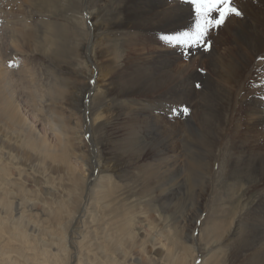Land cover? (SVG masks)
<instances>
[{"label":"rangeland","instance_id":"rangeland-1","mask_svg":"<svg viewBox=\"0 0 264 264\" xmlns=\"http://www.w3.org/2000/svg\"><path fill=\"white\" fill-rule=\"evenodd\" d=\"M187 2L191 5L190 0H181L177 4L185 5ZM235 2L238 1L235 0ZM28 3H22V0H8L7 2V11L16 15V18H24L21 21L24 25L21 26L22 30L31 35L29 36L31 39L30 45H28L29 50L25 53L17 52L15 57L10 56L7 59V64L14 70H17L21 64L24 66L25 69L22 67L21 74L17 76L16 73L14 77L15 87L18 88L16 89L17 98L20 99L22 110L27 114L28 119L35 122L37 132L45 134L52 146L47 150L36 149L37 151L25 148L24 136L19 132V124H11L7 119H4L3 122L0 119V157L3 156L0 158V165L10 170V178H8L15 184V186L9 185L11 190H17L20 183L28 190L25 196L35 203L33 206H30V202L23 203L19 197L22 195L15 191L18 196L14 195L13 198L21 204L19 210H14L16 211L15 215L18 216L20 213L26 217L38 215L40 222L38 221L36 224L34 236L38 237L37 239L41 237L40 240L43 237L50 240L58 237L61 226L59 227L60 223L50 217L46 209L49 207L59 208L57 206L59 204L54 203L55 197L71 205H73V199L77 200L71 213L66 208H62L61 211V222L67 225L71 221L67 228V242L70 249L75 251L74 241L79 239L80 233L91 231L93 228H96V231L99 230L97 223L95 224L93 221V213H95L93 210L100 211H97L101 216L100 221H103L106 225L105 228L108 229L111 220L117 217L114 208L124 205L122 207H126L125 211L133 210L132 216L136 223L133 227L136 229L137 236L140 234L139 238H141L132 251L123 253L122 250L126 245H123L119 251H115L116 255L121 257V260L126 264H173V259L168 258L171 253L174 256L185 257L181 264H233V261L242 264V261L234 258V250L237 251V255L239 253L238 246L242 244L241 242L238 244V241L247 239L252 244L251 242L264 240V170H239L238 177L232 179V165L237 158L242 127L246 131L247 122L244 120L245 114H242L244 113L243 106L254 96L258 87L260 88L261 81H264V51L260 56L257 55L254 58L253 68H256V73L251 78V68L248 71V62L246 63V68L238 82L231 103V126L229 125L226 134L224 133L218 147L219 150H217L211 172V183L204 195H200L199 183L200 180H203L200 170H177L175 173L180 174V180L175 183L167 180L168 184L166 185L164 184L166 178L162 179L160 173L155 169L153 153L150 149L151 144L145 145L147 150L140 160L135 159L140 144L152 141L148 134L149 129L152 130V128L146 126V120L141 119L139 115L136 120L134 115H129L136 111L128 109L127 106L137 105L139 101L148 102L149 105L145 110L151 118L159 119L162 129L165 128V134L176 145V152L170 151L169 153H175L174 155L182 153L183 159L190 157L193 152L191 147L184 150V143L182 144L185 137L183 134H187L184 130V114L181 116L180 112H166V109L170 110L168 106L156 109V104H152L151 101L154 93L140 92L129 95L128 92L131 88L125 87L123 81H120L122 79L114 77V75L132 56L138 59V55L140 58L149 51H154L153 53L156 54L167 50V52H171L170 50L179 48L182 51L177 53L178 55H173L177 59L176 65L191 64L190 68L196 67L201 73L200 76L190 79L191 86L196 90V98L198 93L204 90L208 81L206 80L207 76L213 74L208 58L213 57L215 53L221 54L225 51L226 46L217 41L218 36L223 39L230 37V30L225 27V24L218 29L209 30L207 40L211 41V46L207 49L203 45L181 48L167 45L161 39L155 42L156 36L153 31L160 33L166 29H135L131 24L120 27L119 20L127 17L124 7L129 6L128 0H29ZM246 18L245 15L241 21H248ZM89 26H94L97 30L93 31ZM188 28L193 27L186 26V28L175 29ZM214 30L215 32H212ZM2 35L6 34L3 32ZM90 36H92L91 47L94 48L95 62H90L93 73L88 79L87 87L79 77L81 71L82 74L86 72V67L79 63V57L85 58V47L87 48ZM149 38L152 41H149ZM194 47L196 49L192 50L203 51L205 56L201 60H192L191 53L186 52V49ZM198 55L196 54V57ZM116 60H119L120 66L115 65ZM159 62L162 66L166 65L165 61L159 60ZM159 64L157 63V65ZM113 67L116 68L113 69ZM129 70L134 71L133 66ZM24 72L28 73L24 74ZM24 75H26V79ZM96 87L97 89H95ZM182 90L181 86L178 91ZM75 96L78 97L76 101ZM196 99L199 102L200 98ZM77 102H80L79 110H73L72 105L74 106ZM122 112L125 113V116L121 117L119 113ZM97 117H101V119ZM128 121L134 122L135 128L129 125ZM52 122L57 126H53ZM6 124L11 125L8 127ZM70 125L75 128L68 132L67 128L70 129ZM56 127H59L61 132L54 131L57 129ZM206 130L207 127L202 133H207ZM11 131L20 134H13ZM247 132L255 133L252 129ZM92 134L95 138L92 137ZM17 136L19 138H16ZM77 136L78 138H76ZM261 137L259 135L257 139L261 140ZM68 142L71 143L68 144ZM78 142H82L83 150L78 149L80 146ZM17 143H19L18 146ZM4 144L7 145V148ZM126 144L132 145L129 146V151L124 147L127 146ZM75 151H78L79 154L82 152L81 158L80 155L77 157L78 153ZM108 156L114 157L111 161L113 165L111 166L114 168L112 170H106L104 167L109 159ZM244 160L247 168L258 169L257 165L261 161V157L252 154ZM85 166L87 169L84 168ZM70 170L72 171L70 172ZM0 172L3 171L0 170ZM196 173L199 175L197 176ZM78 177L80 178L78 179ZM102 177H104L103 180H101ZM108 178H112V180L110 181ZM78 180L80 184L77 183ZM99 182L105 183L107 186L105 189L106 202L111 203L108 208L103 206V202L99 201L98 203V200L96 203L100 207L93 205L91 189ZM147 182L151 183L152 187L163 184L171 195L165 196L162 193L160 196V191L155 188L156 197H153L152 200L147 199L148 195L141 194V191H145L143 185ZM171 185H173L172 188H170ZM229 191L233 193L229 194ZM92 195L94 196L93 192ZM96 195L98 197V194ZM231 196L235 198L231 200ZM44 200L49 203H44ZM147 202L149 204L145 205ZM108 211L113 212V215ZM0 216H3L4 221L6 220L4 214H0ZM117 224L119 223L117 222ZM217 228L222 232H232L234 229L237 231L235 235L231 232L227 234L223 242L206 245L210 236L215 238ZM42 231L48 232L44 234L41 233ZM2 236L4 238L0 239V243H5L8 246V242L10 243L8 235L2 234ZM40 240L38 241L40 242ZM15 243L18 246L22 244L18 240ZM244 243L246 244V242ZM262 243L264 244V241ZM110 249L113 250L112 247ZM171 250L173 251L171 252ZM75 261L76 259L71 264H76Z\"/></svg>","mask_w":264,"mask_h":264},{"label":"bare ground","instance_id":"bare-ground-1","mask_svg":"<svg viewBox=\"0 0 264 264\" xmlns=\"http://www.w3.org/2000/svg\"><path fill=\"white\" fill-rule=\"evenodd\" d=\"M180 1L181 0H128L127 4H129V6L124 7L125 8L124 13H127V17L125 16L126 18L120 19L118 24L120 27L129 26L131 24L134 25L135 29H139V28L142 29L145 28L147 30H153L155 28L166 29V30H162L161 32L159 31L160 33H157V31L156 32L153 31L154 35L156 36L155 42L156 40L160 39L161 35L164 33L171 32L178 28L179 29L186 28V26L188 27L192 26L194 28L195 19H196L194 6L188 4V2L185 5L177 4L180 3ZM237 1L238 2H235L234 0L236 6L240 8L244 16L243 15L239 17L230 16L225 23V27L230 30V34H229L230 37L229 38L225 37L224 39L221 38L220 36L217 37L218 43H222L224 46H226V48L224 52H223L224 49L222 50L223 53L221 54L215 53L213 57L210 56L208 58V62L212 68L213 74L207 76L208 78L206 80L208 81L206 82L204 90L199 92L198 95L196 96V98H200L199 102L195 98L196 90L191 86L192 83H190L191 81L190 79H194L195 77L200 76L201 73H199L196 67L190 68L191 64L187 65L188 67L182 64L176 65L175 61L177 59L173 55H178L177 53L182 51L179 48L170 50L171 52H167L168 51L167 50L156 54L153 53L154 51H149L148 53H146V55L144 54L140 58L138 55V59H135V57L132 56L129 60H126V64L121 66L119 71H116L114 75V77H120V79H122L120 81L121 82L123 81L125 87L131 88L130 91L125 90V91H129L128 92L129 95L132 93H134L135 95L136 93H140V92L154 93L152 97L153 100L151 101L152 104H156V109L158 107H159L158 109H160L162 106H165L167 108L168 106L170 110H167L165 108L166 112H172V113L180 112L181 116H183L184 114L183 116L185 117L183 121L185 125L184 130H186L187 134H183L185 137L183 138L184 142H182V144L184 143L183 145L184 150H186L188 147H191V149H193V152L191 153V156L189 155V153H187L188 156L190 157L183 159L182 153H178L176 155H174L175 153L173 154L169 153L170 151L176 152L175 151L176 145L173 144L170 141L169 137L165 134V128L164 130L162 129V125L159 123V119L151 118V116L145 110L149 105L148 102L139 101L137 105L133 104V106L132 105L127 106L128 109L136 111L135 113H131L129 115H134L135 120L139 115L141 119L146 120V126H150L152 128V130L149 129L150 131H148L149 132L148 134L150 135V138H152V141H150L149 143L140 144L139 149L137 148L138 150L136 152L135 159L140 160L147 150V146L145 145L151 144L150 149L152 150L153 153V162L155 169L158 171V173H160L162 179L166 178L164 181V184L166 185L168 184L167 180L173 181L174 183L180 180L179 178L180 174L175 173V171L177 170H200L199 171L201 173L200 176L202 177L201 179H203L200 180L199 183L200 195L202 194L204 195V193L207 191L211 183L212 167L214 165L215 158L217 156V150H219L218 147L220 145L221 139H223L224 133L226 134L227 129H229V125L231 124L230 123L231 103L234 93L237 90L238 82L241 79L243 75V71L246 68L245 67L246 63L248 62L247 63L248 71L251 68L250 71V78H251L253 74L256 73V68H253L254 58L257 55L260 56L261 52L264 51V0H237ZM7 2L8 0H0V20H1L0 32L2 33L4 32L6 34V35H2V33L0 34V119L3 120V122L4 119H7L11 124H19L18 128L20 129L19 132H21L24 136L23 143L25 144V148L32 149L34 151L36 149H41V148L47 150L49 147L52 146L51 143L48 142L47 140L48 138L46 137L45 134L43 133L40 134L39 132H37L38 130L35 127L36 125L35 122L31 119H28L27 114L24 113V111L22 110V104L20 102V99L17 98L16 89L18 88L15 87L14 77L16 73L17 76L21 74V71L24 68V66L20 63L21 64L20 67L17 70L16 69L14 70L13 68H9L10 66L7 64V59L10 56L12 55L14 57L17 56L16 55L17 52H22V53L27 52L29 50L28 45H30L31 42V39L29 37L31 35H28L27 31H23L21 27L23 25L21 21L24 18L23 19L16 18V15H12L10 12H8ZM28 2L29 0H22V3L27 4ZM245 15L248 18V21L247 20L245 21L246 23L244 21H241V19L245 17ZM169 28L172 29L169 30ZM241 28H243V30H240ZM90 29H92L93 31L97 30V28L94 26L90 27ZM212 32H215V30ZM4 37L6 38L4 39ZM93 38L95 37L93 36ZM91 40H92V36H90L88 40L87 48L85 47V54H84L85 58L83 59L79 57V63L83 64V66L86 67V72L82 74L81 71L80 74L79 73L78 74L80 79H82V81L86 86L88 83V79L91 78V75L93 73V69L91 67L90 62L93 63L95 62L94 48L91 47L93 42H91ZM109 41H113V40H109ZM149 41H152V39L149 38ZM192 49H196V47L191 49L190 48L186 49V52L191 53V56L193 57L192 60L194 59L201 60L205 56L204 53H202L203 52L202 50L197 52L196 50H192ZM196 54L197 55L199 54L198 57H196ZM159 60L165 61L166 65L165 66L160 65ZM115 62H116L115 65L117 66L121 65L119 60H116ZM157 63L159 65H157ZM131 66H133L134 71L129 70ZM116 67H113V69ZM26 73L24 72V74ZM24 76L26 79V75ZM79 83L81 84V82ZM261 83L262 84L260 88L258 87V90L255 92L254 96L251 97L249 101H246L247 103L243 106L244 113L242 114H245L244 120L247 122L246 131L242 127L241 129L242 134H241V138L239 139L240 146L238 147L237 158L232 165V177H231L232 179H236L238 177L239 170H264V81L263 82L261 81ZM181 86L183 87V90L179 92L178 89ZM95 89H97V87ZM75 98L76 101L78 97L75 96ZM79 104L80 102L79 103L77 102L74 106L72 105V107H74L72 109L79 110V106H80ZM186 108H188L189 110L185 111ZM38 109L39 111H41L40 108ZM119 115L122 117L123 115L125 116V113L122 112L119 113ZM101 117H103V115H101ZM101 117L98 119H101ZM128 123L129 125H132L135 128L134 122L128 121ZM7 124L9 123L7 122ZM61 124L63 125V123ZM52 125L55 126L56 124L52 122ZM59 127L58 128L56 127L57 129H55L54 131L57 130L58 132H61ZM205 127H207L206 130L207 133H202ZM12 128H14L13 125ZM68 128L67 131L74 129L75 126L73 128V125H70V129ZM249 129H252L256 134L248 133L247 130ZM67 131H65V133H67ZM12 133L20 134L18 132L17 133L12 132ZM12 133L11 135H13ZM93 134L92 137H94ZM73 135L75 136V133ZM259 135L262 136L261 140L257 139V136ZM74 136L72 137L74 138ZM16 138L19 137L17 136ZM76 138H78V136ZM167 142H169V144H167ZM70 143L68 142V144ZM78 143L80 145L78 149L83 150L82 142L81 143L78 142ZM18 144L19 143H17L16 145L18 146ZM129 146L132 145L124 146L127 151H129ZM132 150L133 147L131 151ZM75 152L78 153L77 157H79L80 155L81 158L82 152H80V154L78 151ZM252 154L261 157V161L257 165L258 169H254L252 167H250L249 169L246 167V163L244 159L248 156H251ZM221 157L223 158L224 156ZM0 158H3V156ZM108 158H109L108 160L106 159L107 161L104 167H106V170H112L114 168L112 167L113 165L111 161L113 160L114 157L112 158L108 156ZM189 161L191 162L189 163ZM84 168H86V166ZM0 170L3 171L0 172V214H4V217L6 218V220L4 221L3 216H0L1 218L0 239L2 238L3 240L4 238L2 234H7L8 239L10 240V243L8 242L9 244L8 246L5 245V243H0V264H71L75 259H76L75 261L76 264H126L124 261L121 260V257H118L116 255L115 251L116 252L119 251L123 245H126L122 250V252L123 253L130 252L133 250L136 243L139 242V240L141 239L139 238L140 234L139 236H137L138 234H136V229L135 227H133V225L136 224L132 216L133 210L131 212L125 211L126 207H122L124 206L122 204L121 207L117 206V208H114L116 210L115 213H117V217L113 220L112 217L110 216L112 220L109 223L110 226L108 229L105 228L106 225H104V222L100 221L101 218L99 214L100 211L98 209L93 210L95 212V213L92 212L94 214L93 221L95 222V224L97 223L96 225H98L97 228H99L98 230L99 232L96 231V228H93L91 229V231L83 232L82 234L80 233L78 235L79 239L77 238L78 240L74 241L76 245L75 251H72L67 242V228L70 226L71 221H69L67 225L64 222L62 223L61 211L62 208L64 209L66 208L67 211L71 213V211L73 210L72 207L74 206V203L77 202V200L73 199L72 200L73 205H71L64 200L55 197L54 203L59 204L57 205L59 208L56 209V207L54 208L49 207L46 210L50 215V217L53 218V220H56L58 221V223H60L58 224L59 227L61 226L59 232L60 234L56 238L53 239L51 238L50 239L51 241L44 237L42 240H40L41 237L40 239H37L38 237L35 238L34 232L36 231V227H37L36 224L40 219L39 216L31 215L30 217H26L23 213H20V215L16 216L15 215L16 211L14 210L15 209L19 210L21 204L17 199L13 197L14 195L20 193L22 195L19 196L21 197L20 201H22L23 203L30 202V206L35 205L34 201H31L32 199L29 200V198L25 196L28 190L20 183L17 186L18 187L17 190H11L10 186L13 183L10 181L11 179L9 180L10 170H7L1 165H0ZM142 170H147V169H142ZM71 171L72 170H70V172ZM198 175L199 174H197V176ZM79 178L80 177H78V179ZM103 179L104 177H102L101 180ZM108 179L110 181L112 180V178H108ZM79 182L80 181L78 180L77 183ZM13 185L15 186V184ZM173 185H171L170 188H172ZM106 187L107 186L105 185V183L99 182L91 189V196L93 198L94 206L98 205L96 203L97 200L98 203L99 201L103 202V206L106 208H108L109 205H111L110 202H106L107 199V193L105 191ZM82 188L80 189L83 191L84 188L83 189ZM143 188L146 192L141 191V194H144L143 196L148 195L147 199L150 198L152 200L153 197H156L154 194L155 188L160 191L159 194L160 196L162 195V193L165 196H167V194L171 195L170 192H168V188L163 186V184H158V186L152 187L151 183L147 182L146 184L143 185ZM217 188L219 187L217 186ZM77 190H75V192ZM15 191L17 192V194L15 193ZM216 191L218 192V190ZM12 192H14L15 194H13ZM92 192L94 193V196L92 195ZM230 193L233 192L229 191V194ZM96 194H98V197ZM232 198L235 197L231 196V200ZM46 202L47 201L44 200V203ZM47 203H49V201ZM146 204L149 203L147 202L145 203V205ZM98 207L100 206L98 205ZM109 213H112L111 215H113V212H109ZM234 218H236V216H234ZM117 222L119 224H117ZM101 231L104 232L102 233ZM236 231L237 229H234L232 232L231 231L222 232L219 228H217L215 230V238L213 239L212 236H210L208 238L209 242L208 243L206 242V245H210L211 243L217 244L223 242L227 234L231 232L233 233V235H235ZM46 232L48 231L45 232L42 231L41 233L46 234ZM16 240L21 241L22 243L21 246L16 245L15 243ZM38 240H40V242ZM240 242L242 244H239ZM244 242H246V244ZM262 242L256 241L254 243L251 242L252 244H250L249 240L240 239L238 241L239 253L236 255L237 251L234 250V258L239 261H242V264H264V244ZM261 244H263V246H261ZM111 247L113 248V250L110 249ZM249 247H251V249H249ZM247 250L250 251V254H248ZM172 251L173 250H171V252ZM168 258L170 260L173 259V264H181V262H183L185 259L184 256H180V257L174 256L172 253L171 255L168 256ZM233 264H237V263L233 261Z\"/></svg>","mask_w":264,"mask_h":264},{"label":"snow or ice","instance_id":"snow-or-ice-1","mask_svg":"<svg viewBox=\"0 0 264 264\" xmlns=\"http://www.w3.org/2000/svg\"><path fill=\"white\" fill-rule=\"evenodd\" d=\"M190 3L195 8L194 28L162 34L160 39L165 44L181 48L203 45L207 49L211 46V41L207 40L210 29L220 28L230 16L243 15L234 0H190ZM185 111L188 109L186 108Z\"/></svg>","mask_w":264,"mask_h":264}]
</instances>
